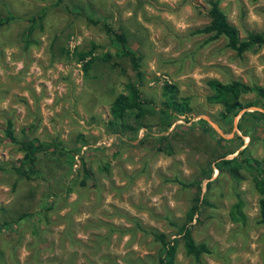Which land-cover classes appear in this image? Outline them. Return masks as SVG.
<instances>
[{"label": "rangeland", "instance_id": "374dc122", "mask_svg": "<svg viewBox=\"0 0 264 264\" xmlns=\"http://www.w3.org/2000/svg\"><path fill=\"white\" fill-rule=\"evenodd\" d=\"M219 5L240 38L263 29L264 0ZM42 6L45 16L25 43V18ZM207 7L206 0H0V16L19 17L0 26V164L20 157L2 136L5 121L16 136L63 148L38 155L36 179L0 171L1 264L146 262L157 245L136 222L172 237L174 223L184 220L196 199L201 205L191 236L208 252L193 259L179 244L174 264H264V224L257 222L248 174L241 171L244 178L235 183L228 171L214 167L238 150L264 158V118L245 114L263 109L241 107L222 120L220 106L206 100L204 82L239 79L264 86V44L235 55L223 38L205 43L207 34L192 30L208 21ZM88 13L123 33L140 56L141 96L154 107L139 124L128 113L119 133L108 132L104 122L111 99L132 75L128 61H95L84 74L68 54L90 42L97 52L110 49ZM165 81L175 83L190 106L168 128L156 115ZM247 101L251 94L241 104ZM82 159L93 178H84ZM103 163L107 171L99 172ZM235 192L244 203L242 224L227 215Z\"/></svg>", "mask_w": 264, "mask_h": 264}, {"label": "trees", "instance_id": "16d2710c", "mask_svg": "<svg viewBox=\"0 0 264 264\" xmlns=\"http://www.w3.org/2000/svg\"><path fill=\"white\" fill-rule=\"evenodd\" d=\"M56 1L58 2V0H55V3ZM206 3L208 4L206 9L208 21L203 26L193 29L192 34H207L204 40L205 43L223 38L225 46L232 50L235 55H240L247 50H255L264 44V27L260 32H248L243 38H240L236 27L227 20L225 13L220 8L219 0H206ZM45 13L46 8L42 6L25 18L27 25L22 31L25 43L30 41L31 32L35 26H39ZM85 17L92 24L99 25L107 37L110 49L97 52L99 46L93 42H90L88 48H73L68 54L80 64L83 73H87L95 61L107 62L111 59L122 60L124 58L128 61L132 71V75L125 77L122 89L111 99L108 105V118L104 122L105 129L108 132L119 133L123 129L128 113H131L132 120L139 124L142 118L154 109L141 96L140 87L144 79L141 59L136 51L128 45L127 38L123 33L114 30L104 21L93 19L89 13ZM18 18V16L7 12L5 15L0 16V26ZM204 82L209 90L206 100L220 106L217 115L222 120L229 114H235L241 107L248 109L249 106H253L264 110V86L254 83L247 84L239 79L222 81L216 78H207ZM247 94L252 95V101L245 102L243 106L241 100ZM263 110L254 109L249 112L246 111L245 114L249 113L250 117L260 121V119L264 118ZM189 111V97L181 96L175 83L163 82L160 86V101L157 105L156 115L162 119L164 127L168 128L180 116L186 115ZM239 127L240 124H237L236 128L238 129ZM127 128L130 129V126ZM207 129L211 131L208 126ZM2 136L9 143L16 146L20 157L6 167L0 164V171L7 169L27 180H33L41 176L40 172L35 168V161L39 154L46 153L50 148L51 151L55 149L63 150L58 142H44L35 137L16 136L9 121L4 122ZM262 146H264V137ZM67 151L69 152V150ZM243 154L244 150H238L233 157L220 159L214 167L228 171L235 183L243 177L241 171H245L248 174L251 187L256 194L257 222L264 224V158H252L243 156ZM80 163L84 178H93L91 171L85 167L83 159ZM107 168V164L103 163L97 167V170L106 172ZM180 184L184 185L183 183ZM65 189L66 192L70 190L69 188ZM50 195L52 194L47 197L50 198ZM200 205V200L196 199V202L185 211L184 220L181 223H174L176 229L172 237L156 229L140 226L136 222L140 234L144 237H149L150 242L157 246L155 253L150 256V260L146 262L136 260L132 264H174L179 244L183 253L193 259H197L201 254L207 253L206 245L202 242H194L191 236V222L194 219V215L198 213ZM243 205V199L235 192V199L230 204L227 212L231 222L241 224L245 222ZM1 223V225H9L11 222L3 221Z\"/></svg>", "mask_w": 264, "mask_h": 264}]
</instances>
